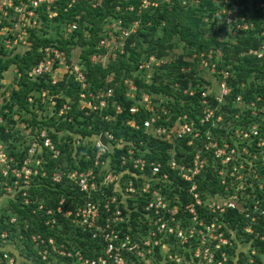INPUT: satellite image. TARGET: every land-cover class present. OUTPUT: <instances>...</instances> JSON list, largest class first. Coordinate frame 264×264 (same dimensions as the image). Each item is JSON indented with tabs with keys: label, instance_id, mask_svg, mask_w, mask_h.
<instances>
[{
	"label": "built area",
	"instance_id": "2783aa9c",
	"mask_svg": "<svg viewBox=\"0 0 264 264\" xmlns=\"http://www.w3.org/2000/svg\"><path fill=\"white\" fill-rule=\"evenodd\" d=\"M56 1L0 0V41L4 48L10 50L11 54L28 50V28L41 22L38 8L42 7L46 16L51 18L56 15V11L52 9ZM218 1L225 3L219 12L229 8L227 15L225 14V22L228 23L229 18H235V30L246 29L252 25L239 13V10L243 9L239 4L234 3L233 6L227 7L229 0ZM148 2L142 0V6H146ZM181 3L187 4L188 0H181ZM263 5V2H258L259 7ZM135 25L133 22L129 28H118L112 24L98 44L104 48L108 47V51L113 49L111 44L135 31ZM74 28L75 23H71L65 29L69 32ZM115 31L118 32L115 35L116 40L112 35ZM261 34L264 35V28ZM38 50L41 52L40 60L25 71L28 79L37 80L48 75L50 83L54 84L63 79L64 72H68L78 87L75 98L61 95L59 92H49L47 88L29 91L27 102L30 111L38 114L40 106L46 104L47 100L49 103L48 116L42 118L38 114V120L43 119L55 124H58L59 120L60 123H70L75 114L83 119L93 115L95 118L114 120L117 114L122 113L123 106L115 99L113 87L91 88L82 65L71 62L70 66H67L66 54L58 47L47 44L41 45ZM249 52L264 60V43ZM207 53L199 52L201 65L208 70L211 68L214 73L215 64L210 58H206L210 56ZM156 61L150 56L138 63L137 70H144L138 74L144 77V83H149L152 65L156 64ZM124 85V96L132 100L127 108L131 117L124 121L126 125L134 129L142 128L144 133L171 143L184 139L186 145L194 147L193 157L188 159L187 163L178 162L173 155L167 160V165L176 170L178 176L188 184L187 192L192 201L184 203L183 206L180 203H170L161 191V181L168 179L166 171L161 173V162H147L143 152L146 153L148 148L142 151L134 142L123 136L116 137L109 130L82 135L78 132L72 134L69 129H61L71 136L66 138L62 134V141L60 134L57 139L51 135L56 134L51 128L53 124L37 125L30 120L11 116L15 121L12 127L16 129L13 132L18 135L21 144L26 140V145L21 148L23 156L19 159L5 154L3 150L0 151V183L4 182L0 184V190L9 192L11 198H20L23 205L34 203L30 213L41 218L43 230L50 232L33 230L25 237L18 231L11 237L9 228H1L0 264H21L22 260H18L17 256L24 251L26 264H237L239 256L231 253L234 243L230 235V230H237L230 227L227 229L228 223L224 222L221 216L229 209L237 210L240 216L243 214L244 218L250 221L242 228V231L248 234L254 232L251 223L259 216L264 217V202L253 193L255 186L264 193V185L257 186V180L264 175V164L255 161L263 160L264 154H252L248 149L259 134L257 123L252 122L249 127H244L243 129L249 130H241L239 135L235 132L229 134L232 143L224 137L218 140L210 128L221 127L222 116L215 114L218 105L211 106L205 93L201 91L204 108L199 122L186 115H179L172 125L166 126L161 124V111L166 112L165 107L161 105V97L147 91L138 92L137 95L138 86L130 77L124 79ZM219 85L221 97H225L230 88L227 84L228 89L225 87L224 80H221ZM190 89L192 88L184 92L192 94L193 89ZM56 97L63 98V101L56 103ZM215 99L217 102L221 101ZM109 107L112 108V114L105 112ZM257 109L260 110L257 112L260 113L258 117L264 120V110L256 106V111ZM141 113L145 116H141ZM167 120L168 116L164 118V121ZM6 123L5 117L0 113V127L5 126V131L9 128ZM204 124L208 127L203 135L199 128ZM91 126L92 124H87L85 127L90 129ZM101 133L106 137L105 145L99 140ZM2 141L0 139V143ZM63 142L82 147L79 155L88 160L87 164L82 165L78 156L72 155L74 166H69L63 158L48 174L44 168L46 158L50 161L63 156L64 153L58 145ZM255 144L256 147L263 146L264 138L259 136ZM125 146V153L117 157V165L113 162L115 150ZM136 151L141 154H136ZM207 167L214 172L220 185V189L213 192H208L206 188L199 190L198 181L203 178ZM126 174L130 177L126 178ZM246 174H249L248 178ZM47 176L54 184L66 180L83 200L79 201L73 194L70 207L65 209L63 206L66 199L62 195L55 201V208L45 205L42 201L35 202L28 190L37 183L36 177L40 180ZM236 187L243 189L237 191ZM104 193L105 196L97 195L95 200L92 199L95 194ZM198 205L205 208V213L213 215L210 220H205V217L198 213ZM133 212L137 214L134 219L137 226L134 228L130 224V214ZM15 219L11 217L8 222L13 223ZM236 220H240L239 216ZM4 222L7 220L4 219ZM67 222L72 226L71 237L83 239L86 236L94 241L93 244L87 245L84 250L72 239H67V234L62 231L63 228L66 229ZM24 223L26 229V219ZM58 235L61 237L57 238ZM260 238L264 239V234ZM246 241L250 245L245 263L254 264V257L258 256V264H263L264 252L257 253L252 237Z\"/></svg>",
	"mask_w": 264,
	"mask_h": 264
},
{
	"label": "trees",
	"instance_id": "16d2710c",
	"mask_svg": "<svg viewBox=\"0 0 264 264\" xmlns=\"http://www.w3.org/2000/svg\"><path fill=\"white\" fill-rule=\"evenodd\" d=\"M148 1L146 6H142V0H57L55 7L52 8L56 11V15L51 18L46 16L42 7L38 8L41 22L37 26L28 28V40L30 42L28 50L11 55L10 50H6L0 41V55L9 54L5 58H3V55L0 56V77L5 70H8L11 64H14L21 76L18 81L19 89L12 91L10 102L7 103L9 112L0 110V113L7 121L6 126L9 127L7 131L4 130L5 126L0 127V139L5 141L12 134L15 135L12 131V125L15 121L12 120V114L10 113L13 112L14 103H18L21 108L30 111L27 102L29 91L33 90L35 92L47 88L49 92H59L61 95L73 98L77 96L78 87L71 75H66L62 80L51 84L48 75L41 76L37 80H30L26 77L25 71L40 60L41 52L38 48L41 45L49 44L58 47L64 50L67 56L70 54L71 48L79 46V62L83 65V71L91 88L95 89L99 86L113 87L115 99L123 106L122 113L117 114L114 120L95 118L93 115L87 116L83 120H78V123L81 124L79 129L74 127L73 122H61L59 125L46 120V122H40L39 124L59 125L56 128L60 130L69 129L73 133L80 132L82 135L109 130L116 137L123 136L134 142V145L142 151L148 148L146 153L143 152L147 162H161V173L164 171L168 173V179L161 181V191L165 193L170 203H180L183 206L184 203L192 201L191 195L187 192L188 184L178 176L176 170L171 169L167 165V160L173 155L178 162L187 163L188 159L193 157L194 147L186 145L184 139L175 140L174 143H171L144 133L142 128L134 129L126 125L124 121L131 117L127 108L132 100L126 98L123 94L125 90L124 79L133 78L138 86L137 95H139L138 92L147 91L153 93L156 97H161V105L166 110L165 113L161 111V124L172 125L179 115H186L198 123L204 108L201 103L203 99L201 88L209 81L205 77H196V73L198 74L197 70H199L197 64L199 58H193L192 61L187 60L184 55L187 54L191 57L193 53L198 54L201 51L207 53L209 49L219 52V59L213 60L216 62L213 77H215V73H219L220 76V70L228 71L225 82L229 86L230 91L225 95L222 103L217 102L211 94L207 95V99L211 106L216 107L219 105L215 109V114H222L223 124L228 119H233V124L227 131L224 125L216 128L211 127L210 129L218 140L224 137L232 143L229 134H232L233 129L238 126L241 128L249 127L256 116L258 117L260 114H251L249 109L246 112V109H244L243 112L232 104L237 94L243 90L241 81L250 80V83L244 86V92H242L243 100L244 98L248 101L253 100L259 108L264 109V60L249 52L264 43V35L261 34L264 28V5L261 7L255 5V2L264 3V0H253L251 12L247 10L246 0H229L226 4L227 7L232 6L234 3L244 4L245 8L239 10V13L245 16L246 20L250 21L252 25L246 29L236 30L235 34L230 36L232 39L227 40L219 38L222 37L223 32L227 33L228 31L226 30L225 14L216 12L220 6L225 5L223 2L216 4L213 0H199L197 4H182L181 0ZM129 7H132V9H129ZM110 20L118 21L122 28H129L134 20H137L139 25L135 31L122 39V42H124L122 45L120 44L121 40H119V46L122 49L117 50L118 53L115 58L109 59L107 64L103 65L100 62L92 61L91 55L105 49L98 42L106 35L103 25ZM71 23H75V28L68 32L65 28ZM216 25L218 30H215ZM50 29L53 33L52 36L46 34L50 32ZM179 44L184 52L169 60H163ZM150 56H153L156 60L161 59V62L157 65L153 63L150 81L149 83H144V77L138 75L140 72L143 73L144 70L138 71L137 65L140 61L147 60ZM109 75H111V79L107 80ZM188 87L193 89L192 94L184 92V89ZM257 97H259L258 100ZM56 99L58 104L63 101V98L60 97H56ZM36 101L40 102L38 99ZM105 112L113 113L111 107ZM235 114H238V116ZM140 115L145 116L142 113ZM234 115L237 117L234 118ZM166 116H168V120L164 121ZM76 117H78V114L74 115V118ZM87 124H92L90 129L85 127ZM262 124H264V120H262ZM207 127L206 124L200 126L199 129L203 135ZM258 131L259 134L255 136L248 149L249 152H255L260 155L264 154V145L256 147L255 140L259 136L264 138V126L258 127ZM51 135L54 136V134ZM63 140L64 138H62ZM195 143L198 144L200 141H195ZM58 145L64 155L50 161H47L46 158L44 168L48 174L52 172L63 158L67 160L69 166H74L72 155H75V157L80 156L79 154L82 150V147L78 146L76 148L71 142H63ZM126 148L127 146L115 150L113 162L117 165L119 164L117 157L121 153H125ZM8 149L9 153L16 159L23 156V152L19 149L16 150L14 144H10ZM88 153H90V150H88ZM136 154L141 153L136 151ZM207 156L209 159V154ZM84 158L83 155L78 158L82 165L87 164L88 161ZM125 176L126 178L130 177L129 174ZM210 176H212L211 181H209ZM198 182L200 191H203V188H206L208 192L220 189L218 179L214 176V172H212L210 167L204 170V176ZM35 183L28 190L30 197L35 202L42 201L45 205L55 208V201L62 195L66 199L63 206L65 209L70 207L72 203L71 195L75 194L79 201L83 200L76 190L71 189V184L66 180L54 184L50 181L49 176L40 180L36 177ZM254 190L253 193L264 202L263 191L258 190L256 186ZM97 195L103 197L106 193L95 194L92 199L95 200ZM20 200V198H11L9 200L10 213L0 216V229L9 228L11 237H14L18 231L27 237L33 230L42 231L44 227L41 218L35 217L34 214L30 213L34 203L23 205ZM129 202L131 203L132 201L129 200ZM262 205L264 206V204ZM197 211L205 217V220H210L213 216L205 213V208L199 205L197 206ZM237 214V210L229 209L221 216V219L223 218V221L228 223V226L226 225L227 229L228 227L236 229L235 233H242L246 240L252 237V243L257 253L262 254L264 252V239L260 237L264 234V217L259 216L254 223H251L254 232L248 234L243 232L242 228L250 221H247L243 214L242 216ZM10 215L16 218L13 223L8 222ZM130 216V224L134 228L137 226L134 220L137 214L133 212ZM238 216L240 220L235 221ZM5 218H7V222H4ZM217 218H220V216H217ZM24 219L28 222L26 229ZM65 228L62 231L67 234V239H72L77 246L86 250L87 245L91 246L93 244L94 241L86 236L83 239L71 237L70 230L72 226L68 225V222L65 224ZM44 231L50 232L46 229L42 232ZM59 237L61 236L58 235L57 238ZM231 253L239 256L237 264H249L245 263L246 257H241L242 252L235 253L231 251ZM24 257L26 256H23V254L17 256L18 260H22L21 264H26ZM254 260V264L260 262L258 256H255Z\"/></svg>",
	"mask_w": 264,
	"mask_h": 264
},
{
	"label": "rangeland",
	"instance_id": "374dc122",
	"mask_svg": "<svg viewBox=\"0 0 264 264\" xmlns=\"http://www.w3.org/2000/svg\"><path fill=\"white\" fill-rule=\"evenodd\" d=\"M191 1L192 2H190V0H188V3H193V4L199 3V0H191ZM213 1L216 4H220V1H218V0H213ZM246 1H247V10L251 12V6H252V3H253V0H246ZM237 4L240 5V8H245L244 4H242V3H237ZM255 5L258 6V1L255 2ZM232 6H233V4H232ZM234 7H235V5H234ZM221 9H222V6H220L219 9L216 12H219ZM228 9L229 8L225 9V11L222 12V14H226L227 15ZM234 20H235V18H234ZM234 20H232V19L229 18V22L226 23V30H228V31H227V33H224L223 32V34L221 35L222 37H219V38L226 39V40L227 39H232L230 36L234 35L235 32H236V30H235L236 27H235V24L233 22ZM134 23H136L135 28H138V25H139L138 21L137 20H134ZM112 24L115 25V26H117L118 28H122L121 25H120V23H118V21L110 20V21L105 22V24L103 25L104 32H107L108 28H111ZM132 27H134V25ZM215 30H218V26L217 25L215 26ZM113 33L114 34H112V35L114 36V40H116L115 39V35H117L118 32L115 31ZM46 34H48V36H52L53 35L52 30L50 29V32H47ZM123 43L124 42H122V40H121L120 44L122 45ZM111 46H113V49H111V50L109 49V51H108V47H106L103 51L99 52L98 54L91 55L92 61H94V62H100L103 65H106L107 62L109 61V59L115 58V56L118 53L117 50L122 49V47L119 46V40L118 41L116 40L115 43H112L111 44ZM116 47H117V49H116ZM182 52H184V50L182 49V47L179 44L177 47H175L171 51V53L168 56L166 55L163 58V60H169L171 58H174V57L182 54ZM201 52L205 53V51H201ZM79 53H80V47L79 46H76L74 48H71L70 49V54L68 56L65 53L66 54V60H67L66 61L67 66H70L71 62H77L78 64H81L79 62L80 61V59H79ZM195 54L193 53L191 57L188 56L187 54H185L184 56H185V58L187 60H192L193 61V58H196V57L199 58L200 57L199 53L198 54L195 53ZM207 54H209L210 56H208L206 58L207 59L210 58V60H212V61L219 59V56H220V53L217 52V51H215V50H213V49H209ZM2 55L3 54H1L0 56H2ZM7 55H9V54L8 53L7 54H4L3 55V58L8 57ZM159 62H161V59H158L156 61V64H158ZM213 63L215 64L216 62L213 61ZM197 64H198V69L199 70H197L198 71V74L196 73V77L197 76H200L201 78H204L205 77V79H207L209 81L207 84H204L202 86V88L199 87V88H201V91H203L205 93L206 97H207V95H210L211 94L214 98L221 99V101L219 103L224 102V96L221 97V86L219 85V83L221 82V80H224V82H225V80H226V78L228 76V71H226V70H220L221 75L219 76V73H215V77H213V72L211 71V68H210V70L205 69V67H203L201 65V60L200 59H199V62ZM223 71H224V73H222ZM151 73H152V71H151ZM66 75L68 76L70 74L68 72H64L63 73V78ZM224 75H226V76L224 77ZM20 77H21L20 76V73L17 70V68L14 66V64H11L9 66L8 70H5L3 72L2 76L0 77V110H3V111L6 110L7 112H9L8 111L9 108L7 107V103L10 102V96H11L12 91L19 89L18 81H19V78ZM110 77H111V75L108 76V79H110ZM241 82H242L241 83V87L243 89L242 92H244V86L246 84H249L250 83V80L248 79L246 82H244V81H241ZM225 87L228 89V86L226 85V82H225ZM187 89H189V87L186 88V89H184V90H187ZM190 90H192V89H190ZM192 92H193V90H192ZM242 92H239L237 94V96L234 99V101H232V104L236 108H238L239 110H241V111H243L244 109H246L245 110V112H246L249 109L251 111V114H252V112L254 114L257 113V112H260L259 109H257V111H256L257 104L255 103V101H253L251 99H250L251 101H248L245 98L243 100ZM258 99H259V97H257V100ZM55 100H56V103H57V99L56 98H55ZM244 101H248V102L245 103ZM201 103H202V100H201ZM43 106H45V108ZM43 106H40L39 113H38L39 115L42 116V118L48 116V113H49V110H50L49 109L48 100H47L46 104H44ZM218 107H219V105H218ZM261 109H263V108H261ZM12 110H13V112H10L12 114L11 116H15V117L19 118L20 120H30L31 122H34L37 125L40 122H42V123L43 122H46V120H43V119L38 120L37 119L38 118L37 117L38 114H36L33 110L28 111L25 108H21V105L18 104V103H14V106L12 107ZM44 110H45V112H43ZM219 114L222 116L221 113H219ZM235 115L238 116V114H235ZM235 115H234V118L237 117ZM78 120H83V118L80 115H78V117H76V118L73 117V119L70 121V122H73L74 127L76 129H79L81 127V124L78 123ZM232 120L233 119H228L226 121V123L222 124V125H224L226 127V130H228L229 128L232 127V124H233V121ZM58 122H59L58 124L60 125V120ZM252 122L253 123H257L256 124L257 127H263L264 126V124H262V120H261L260 117H257L256 116V118ZM59 125L51 126V128H53L54 131L56 132V134L54 135L55 136V139H57V136L59 134H60V138H62V134H63L64 137L68 138L70 135H68V134L66 135L64 133V131L62 132V130H60L59 128H56V126H59ZM15 130L16 129L14 127H12V131H15ZM241 130H249V129H243L240 126H238V127H236V128L233 129V132H235V133H237L239 135L240 132H241ZM78 133H80V132H78ZM72 134H75V133L72 132ZM10 144H12V145L14 144L16 150L17 149H20L21 150V148H23L26 145V140H23V143L21 144V141H19L18 135L12 134L9 139H6L5 141H2V143H0V151L3 150V152L5 154L6 153L7 154H10L9 153V149H8L9 146H10ZM73 148H74V146H73ZM76 148H78V147H76ZM86 154H87V152H86ZM80 156H78V158ZM262 159L263 160H255V161H258L259 163L261 162V164L262 163L264 164V156L262 157ZM262 169H263V167H262ZM248 175L249 174H246V177L247 178H248ZM254 183H255V180L253 182V185H254ZM0 184H4V182H1ZM249 184H250V181H249ZM259 184L260 185H264V175L262 176V178H259L257 180V186ZM239 185H241V184H237V186H239ZM242 189L243 188H237V187L235 188V190H237V191L238 190H242ZM10 199H11V196H10L9 192L8 193H6V192L4 193L2 190H0V216L2 214L7 215V214L10 213V211H9L10 210V208H9L10 207L9 206V200ZM11 217H13V215H10L9 216V218H11ZM5 219L7 220V218H5ZM230 231H231L230 232L231 239L233 240V242L230 241V240H229V242L234 243V247H233L234 249H233V251L235 253L242 252V256H243V258H245L247 256V251H248V247H249L250 243H248V241L245 240V236L242 233L236 234L235 231H232V230H230ZM23 254H25V251L23 252ZM263 264H264V261H263Z\"/></svg>",
	"mask_w": 264,
	"mask_h": 264
},
{
	"label": "water",
	"instance_id": "95a60500",
	"mask_svg": "<svg viewBox=\"0 0 264 264\" xmlns=\"http://www.w3.org/2000/svg\"><path fill=\"white\" fill-rule=\"evenodd\" d=\"M99 140H100V142H101L103 145L106 144V137H105V135H104L103 133H101V134L99 135Z\"/></svg>",
	"mask_w": 264,
	"mask_h": 264
}]
</instances>
